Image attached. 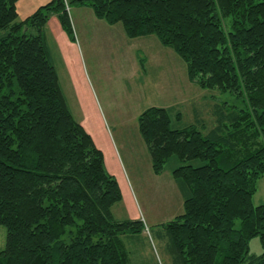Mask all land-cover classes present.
Returning <instances> with one entry per match:
<instances>
[{
  "label": "trees",
  "instance_id": "trees-1",
  "mask_svg": "<svg viewBox=\"0 0 264 264\" xmlns=\"http://www.w3.org/2000/svg\"><path fill=\"white\" fill-rule=\"evenodd\" d=\"M0 0V264H133L123 236L149 240L142 219L119 220L123 201L103 151L73 116L45 36L52 15L74 39L65 0L19 20ZM129 38L156 36L185 62L191 82L230 93L208 132L177 126L176 106L138 118L152 169L173 176L185 212L164 223L172 264H264V0H72ZM70 5V4H69ZM32 29L35 32H32ZM133 235V236H131ZM259 237L263 253H250Z\"/></svg>",
  "mask_w": 264,
  "mask_h": 264
},
{
  "label": "rangeland",
  "instance_id": "rangeland-1",
  "mask_svg": "<svg viewBox=\"0 0 264 264\" xmlns=\"http://www.w3.org/2000/svg\"><path fill=\"white\" fill-rule=\"evenodd\" d=\"M50 1L17 0L18 19H25ZM65 2L74 39L64 32L75 46L56 31L55 15L49 19L45 34L73 116L86 119L94 128L105 127L122 159L126 183L118 174L113 175L122 182L126 199L113 206V213L119 220L138 213L149 237L144 241L133 235L123 236L125 246L133 264H172L168 239L160 233L164 232L161 225L185 212L184 199L173 176L180 162L172 156L161 174L153 172L149 149L138 131V118L152 106H176L182 114L177 126L194 124L206 133L216 124L215 104L244 103L230 93L203 89L191 82L185 62L156 36L125 37L121 23L112 25L104 20L110 26L107 27L98 21L92 8L81 10L72 0ZM144 58L146 71L140 62ZM119 129L124 130L127 139H120ZM253 200L255 205L264 203V176ZM6 238L7 229L0 225V250L5 248ZM249 245L251 254L263 253L259 237L251 239Z\"/></svg>",
  "mask_w": 264,
  "mask_h": 264
},
{
  "label": "crops",
  "instance_id": "crops-1",
  "mask_svg": "<svg viewBox=\"0 0 264 264\" xmlns=\"http://www.w3.org/2000/svg\"><path fill=\"white\" fill-rule=\"evenodd\" d=\"M78 7L81 10H83V9H91V8H87V7H83V6H78ZM98 21L102 25H105L107 27H110V26H108L106 24V22H104V20L99 19ZM53 22H54L53 25H54L56 31H58L59 34H61L65 39L68 40V37L65 34V32H64V30H63V28H62V26H61V24L59 22V20L57 18H55L53 20ZM51 24H52V21H51ZM118 24H114V25H118ZM45 36H46V34H45ZM124 36L125 37H128L126 35V33H125V30H124ZM68 44H72V46H75L74 43H71L69 40H68ZM145 59L146 58H144V59H142L140 61L141 64H142V68L145 66V62H146ZM143 62H144V64H143ZM143 69L146 71L145 67ZM77 121H79L84 126V128L87 130V132L89 134H91V136L93 137L96 145L103 151L104 156H105V164H106L107 170L110 173H112V174H118V177L121 178V181H123L124 183H126V179H125L124 174H123V168L124 167H123V164H122V159L120 158V156L118 154V151L115 148L114 144L110 142V141H112L111 140V134H109L107 132L106 128L103 127V126H101V128H99V127L98 128H94L92 126L91 122H87V120L84 119V118H81V120H77ZM138 131H139V128H138ZM118 133H119V136L120 135L122 136V138L119 137L121 140H124L125 138L127 139V137L124 136V130L123 129H119L118 130ZM111 161L114 163V165L111 163ZM119 178H117L118 181H119ZM119 184L121 185L120 187H121V189L123 191V201L122 202L124 203L125 202V199H126L125 198L126 197V194L124 193V190H123V187H122V182L119 181ZM134 216L135 217H128V218H132V219H142V217H140V215L138 213H135Z\"/></svg>",
  "mask_w": 264,
  "mask_h": 264
}]
</instances>
